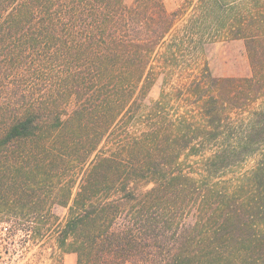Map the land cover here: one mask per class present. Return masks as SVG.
I'll return each instance as SVG.
<instances>
[{"label": "trees", "instance_id": "trees-1", "mask_svg": "<svg viewBox=\"0 0 264 264\" xmlns=\"http://www.w3.org/2000/svg\"><path fill=\"white\" fill-rule=\"evenodd\" d=\"M166 1L0 0V202L67 208L32 231L78 264H264V0ZM235 41L249 74L214 76L210 50Z\"/></svg>", "mask_w": 264, "mask_h": 264}, {"label": "rangeland", "instance_id": "rangeland-1", "mask_svg": "<svg viewBox=\"0 0 264 264\" xmlns=\"http://www.w3.org/2000/svg\"><path fill=\"white\" fill-rule=\"evenodd\" d=\"M133 0H126L130 5ZM182 0H167L166 8L169 12L175 11L181 4ZM184 22V19H179L177 29H179ZM209 67L214 76L218 77H244L249 74L250 66L247 58L246 49L242 41H235L227 46H222L221 43L210 50L207 58ZM32 65L23 66V71L30 70ZM204 67V61L197 60L188 72H183V75L177 73L172 79L165 84L160 80L151 90L149 99L156 101L159 99L162 86H166V92H170L172 87L186 81V76H196ZM9 83L19 85L22 90H29L35 80L29 78L10 79ZM8 82L4 83L6 88ZM5 96L0 91V101H4ZM261 104V99L254 104L250 110H256ZM177 102H173L170 110L167 111L169 115H175L174 109L177 108ZM184 109V108H183ZM182 109V110H183ZM3 104L0 103V114L3 112ZM249 112H244L246 117ZM257 157V156H256ZM256 157L249 158L238 167L230 169L231 172H245L254 167ZM181 169L192 176H197L202 170V159L199 157H190L185 161V157L181 159ZM185 161V162H184ZM76 186L75 190L76 191ZM38 195H31L28 198V204H31L30 210H25L22 214L20 210L8 208L0 202V264H78V255L76 253H65L58 249L56 241L52 233L47 229L43 231L42 235L29 232L32 230L34 222L43 216L48 224L56 223L64 224L68 215V209L63 207H52L51 201L47 198L42 199L43 206H45L44 213L38 210L41 206V200ZM40 213V214H39ZM30 233V234H29Z\"/></svg>", "mask_w": 264, "mask_h": 264}, {"label": "built area", "instance_id": "built-area-1", "mask_svg": "<svg viewBox=\"0 0 264 264\" xmlns=\"http://www.w3.org/2000/svg\"><path fill=\"white\" fill-rule=\"evenodd\" d=\"M29 232H31V233H33V231L31 230V231H29ZM30 234V233H29Z\"/></svg>", "mask_w": 264, "mask_h": 264}]
</instances>
